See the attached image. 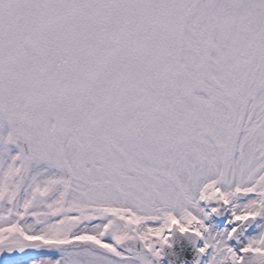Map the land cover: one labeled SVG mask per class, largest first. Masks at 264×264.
I'll return each instance as SVG.
<instances>
[{
  "label": "snow or ice",
  "instance_id": "snow-or-ice-1",
  "mask_svg": "<svg viewBox=\"0 0 264 264\" xmlns=\"http://www.w3.org/2000/svg\"><path fill=\"white\" fill-rule=\"evenodd\" d=\"M170 255L264 264V0H0V264Z\"/></svg>",
  "mask_w": 264,
  "mask_h": 264
},
{
  "label": "water",
  "instance_id": "water-1",
  "mask_svg": "<svg viewBox=\"0 0 264 264\" xmlns=\"http://www.w3.org/2000/svg\"><path fill=\"white\" fill-rule=\"evenodd\" d=\"M167 260L170 261L171 264H181V258L176 259L174 256L171 255L168 256Z\"/></svg>",
  "mask_w": 264,
  "mask_h": 264
},
{
  "label": "flooded vegetation",
  "instance_id": "flooded-vegetation-1",
  "mask_svg": "<svg viewBox=\"0 0 264 264\" xmlns=\"http://www.w3.org/2000/svg\"><path fill=\"white\" fill-rule=\"evenodd\" d=\"M52 252L54 253V257L52 259H57L61 255V253L57 250H52Z\"/></svg>",
  "mask_w": 264,
  "mask_h": 264
}]
</instances>
